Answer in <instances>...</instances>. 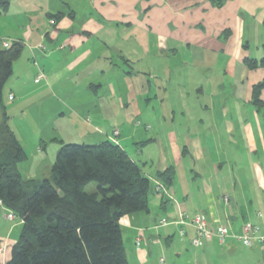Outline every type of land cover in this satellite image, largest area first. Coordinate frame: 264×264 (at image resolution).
I'll list each match as a JSON object with an SVG mask.
<instances>
[{
  "label": "crops",
  "instance_id": "1",
  "mask_svg": "<svg viewBox=\"0 0 264 264\" xmlns=\"http://www.w3.org/2000/svg\"><path fill=\"white\" fill-rule=\"evenodd\" d=\"M6 1L0 50L2 41L22 43L21 55L46 75L27 92L10 83L7 100L52 101L84 144L112 141L118 131L117 145L152 184L147 211L119 221L127 263L264 264L258 243L249 248L236 238L246 222L264 233L257 215L264 216V107L252 103L264 70L244 63L251 28L264 42V0ZM37 65L27 78H35ZM45 155V143H36L19 165L22 177L38 179L55 160ZM169 167L174 180L166 186L158 174ZM180 211L202 213L231 235L194 247L191 229L179 235ZM6 214L0 204V264L10 259L22 223ZM162 219L169 222L158 226Z\"/></svg>",
  "mask_w": 264,
  "mask_h": 264
},
{
  "label": "trees",
  "instance_id": "2",
  "mask_svg": "<svg viewBox=\"0 0 264 264\" xmlns=\"http://www.w3.org/2000/svg\"><path fill=\"white\" fill-rule=\"evenodd\" d=\"M0 5H7L0 0ZM71 15V14H70ZM63 14L51 15L55 21ZM264 30V20L262 22ZM23 45L10 42L0 50V204L21 220L19 235L5 264H128L119 221L147 211L152 184L115 138L97 144L61 143L41 179H25L19 165L27 155L8 124L2 99L13 63ZM260 58H245L249 69L264 70ZM264 78L252 87V103L264 107ZM166 186L174 170L158 174ZM95 183V193L84 188Z\"/></svg>",
  "mask_w": 264,
  "mask_h": 264
},
{
  "label": "rangeland",
  "instance_id": "3",
  "mask_svg": "<svg viewBox=\"0 0 264 264\" xmlns=\"http://www.w3.org/2000/svg\"><path fill=\"white\" fill-rule=\"evenodd\" d=\"M251 30H253L254 32L252 40L249 44V57L259 58L262 55V34L260 36V29L256 27L251 28ZM200 56L201 55H199V57ZM176 61L179 66L180 59L178 58ZM34 67L35 64L31 59L25 58L24 53L23 55H20V57L13 63L12 70H14V73L8 79L3 88L2 99L6 106V112L10 116V119L8 120L9 127H11L15 131L17 139L27 155V159L30 158L31 153H33V149L34 147H36V143L40 144V142L42 141L43 144L45 143V157L48 161L50 160L51 162L52 157L56 156L54 153H57L61 143L81 144L82 142L79 138H76L74 132L69 130V125L66 123L68 113L65 111V115L63 117H59V114L55 115L58 106L52 103L53 106L51 107L52 101H37L38 99H40L41 95H39V98L37 97V95L30 96V98L26 99L23 102L18 100L17 95H15L14 101L7 100L6 93L10 83L18 85L20 83L23 92L31 91L33 88H35V86H38L35 85L33 81V79L35 78H27L29 76V70H34ZM177 69L180 70V67H177ZM19 74L25 76H21V78H19ZM22 86L25 87L22 88ZM32 113L36 118H38L36 119L37 122L42 121L41 123L43 124L40 128L36 126L37 122L33 123V120L35 118L31 116ZM24 126H27V132H25ZM35 128L38 132L33 130ZM28 129L32 131H29ZM30 134L32 137L29 136ZM34 141L36 142L34 143ZM32 143L34 144L33 146ZM131 151L132 150L130 148H127V152L129 154H132ZM52 164L53 162L50 165ZM41 177L42 171H40L38 179H41ZM86 187V191H89L91 188L97 189V185L95 183H90Z\"/></svg>",
  "mask_w": 264,
  "mask_h": 264
},
{
  "label": "built area",
  "instance_id": "4",
  "mask_svg": "<svg viewBox=\"0 0 264 264\" xmlns=\"http://www.w3.org/2000/svg\"><path fill=\"white\" fill-rule=\"evenodd\" d=\"M50 24L54 25L55 21L50 20ZM10 46V42L2 41L1 47L2 49H7ZM41 48L43 46L40 45ZM37 65L36 63H34ZM38 67V65H37ZM46 75L42 68L38 67V73L34 79L35 83H39L41 80L45 79ZM12 99V96L9 97ZM118 131L113 132V136H117ZM157 192H160L161 185L156 184L154 188ZM227 200V196L224 197ZM258 217L263 219L264 216L261 212H258ZM6 217L8 220L13 221L17 217L15 214L7 210ZM169 221L166 219L159 220L158 226L166 225ZM176 224L180 226L179 235L184 237L187 234V230L191 229L192 236L190 238V244L194 247H200L204 242H208L214 238L218 240L220 244H223L225 240L231 235L229 232V228L226 225H218L213 228L210 226L206 216L202 213H197L192 217H188L185 212L180 211L178 213V218L175 221ZM236 238L246 247H253L255 244H259L260 248L264 251V233L262 232V227L259 224H252L246 222L241 227V233L236 236ZM138 240L136 241V245H138ZM3 252V248L0 246V254Z\"/></svg>",
  "mask_w": 264,
  "mask_h": 264
}]
</instances>
